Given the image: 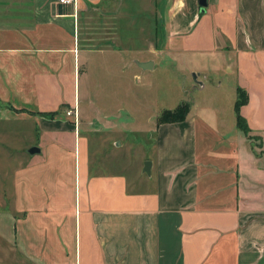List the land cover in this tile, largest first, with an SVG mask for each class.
<instances>
[{
	"label": "crops",
	"instance_id": "crops-1",
	"mask_svg": "<svg viewBox=\"0 0 264 264\" xmlns=\"http://www.w3.org/2000/svg\"><path fill=\"white\" fill-rule=\"evenodd\" d=\"M151 1L0 0V101L40 143L15 170L17 262L264 264V0H208L203 12L198 0ZM209 56L239 78L233 111L237 87L246 90L251 138L235 111L226 120L183 96V78L177 105L190 101L189 112L140 131L154 133L142 161L154 186L131 191L118 162L93 158L98 120L81 91L130 92L138 62ZM188 70L204 87L202 69ZM118 96L107 95L111 105Z\"/></svg>",
	"mask_w": 264,
	"mask_h": 264
},
{
	"label": "rangeland",
	"instance_id": "rangeland-1",
	"mask_svg": "<svg viewBox=\"0 0 264 264\" xmlns=\"http://www.w3.org/2000/svg\"><path fill=\"white\" fill-rule=\"evenodd\" d=\"M160 4L161 0H158V7ZM162 28L159 22L157 30L160 31ZM220 62V59L212 56L203 58L195 64L192 58H185L179 62L181 63L179 66L183 67L180 69L166 58L155 69L139 70L137 72L139 77L133 80L134 84L130 83V92L122 89L118 92L111 90L97 92L91 85L86 95L81 91V105L87 102L86 99L92 100L94 105L91 107L93 111L91 115L98 120L97 128L100 134L95 135L97 145L95 140L91 142L94 150L93 158L97 152V159H102L104 164L118 162L119 171L127 176L131 191L152 189L154 184L150 174H145L141 168L144 153H150L154 144V133L148 135L150 132L140 133V131L155 126L156 115L160 110L172 109L177 105L179 101L177 95L180 93L177 94V86L179 82L182 83L183 78H186L187 88L183 96L200 102L204 107L213 108L210 106V103H213L218 107L219 115L223 119L233 120L234 83L240 82L231 72L215 71L217 63ZM194 66L202 69L203 77L207 76L204 87L200 85L193 87L190 83V79L194 80V74L188 68ZM91 78L94 80V72ZM113 93L115 95L118 93L119 96L111 105L107 95L111 97ZM96 104L100 106L101 112H98ZM9 110H12L11 106L0 101V264H23L16 261L17 252L14 245L16 215L14 176L16 168L26 162L27 158L35 155L29 154L28 150L32 147L30 145L39 142L33 131L34 124L17 120L11 112H8ZM148 117L152 120L149 121ZM129 129L134 130L135 133L129 132ZM34 146L38 147V145ZM115 166L111 165V167Z\"/></svg>",
	"mask_w": 264,
	"mask_h": 264
},
{
	"label": "trees",
	"instance_id": "trees-1",
	"mask_svg": "<svg viewBox=\"0 0 264 264\" xmlns=\"http://www.w3.org/2000/svg\"><path fill=\"white\" fill-rule=\"evenodd\" d=\"M247 92L245 89L241 87H237V97L234 103V111L236 117V125L239 130L245 133L249 138H251V130L247 126L246 120L240 114V107L247 102ZM66 106V104H62V107ZM11 109H14L11 107ZM190 109V101L185 100L180 102L177 106L172 109H164L161 111L159 116L157 117V124L161 123H170V122H179L183 121L189 112ZM16 110V109H14ZM56 114L55 112L47 113L48 116L53 117Z\"/></svg>",
	"mask_w": 264,
	"mask_h": 264
},
{
	"label": "water",
	"instance_id": "water-1",
	"mask_svg": "<svg viewBox=\"0 0 264 264\" xmlns=\"http://www.w3.org/2000/svg\"><path fill=\"white\" fill-rule=\"evenodd\" d=\"M198 4H199L200 11L203 12L205 10V7L208 4V0H198ZM137 64L143 69L152 68V65H153L152 61L138 62ZM28 152L29 154H34L35 152H39V148L36 146H32L31 148H29ZM142 172H144L147 175L150 174L151 172V161L150 160L144 161Z\"/></svg>",
	"mask_w": 264,
	"mask_h": 264
},
{
	"label": "built area",
	"instance_id": "built-area-1",
	"mask_svg": "<svg viewBox=\"0 0 264 264\" xmlns=\"http://www.w3.org/2000/svg\"><path fill=\"white\" fill-rule=\"evenodd\" d=\"M59 3H62V4H76L77 0H58ZM67 114L70 115V114H73V111L69 110L67 111Z\"/></svg>",
	"mask_w": 264,
	"mask_h": 264
}]
</instances>
